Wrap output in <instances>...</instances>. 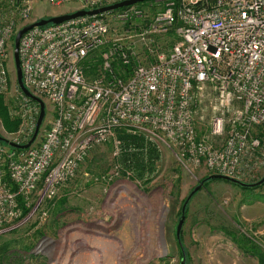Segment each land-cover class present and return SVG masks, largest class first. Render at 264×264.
Instances as JSON below:
<instances>
[{"label":"built area","instance_id":"2783aa9c","mask_svg":"<svg viewBox=\"0 0 264 264\" xmlns=\"http://www.w3.org/2000/svg\"><path fill=\"white\" fill-rule=\"evenodd\" d=\"M7 1L9 11L0 21V93L11 85L17 14L28 26L38 22L31 19L37 1L92 11L128 0ZM147 5L161 10L136 35L110 39L112 23L142 17L138 4L23 35L24 85L48 105L52 120L27 149L0 141V234L36 208L43 210L92 150L116 140L119 130L158 138L184 164L212 175L246 183L264 170V0H150ZM172 31L177 41L171 49L153 51L149 38ZM135 40L148 47L152 64L139 60ZM91 63L98 69L92 78L86 74ZM16 88L27 127L6 139L23 146L34 136L40 106Z\"/></svg>","mask_w":264,"mask_h":264},{"label":"rangeland","instance_id":"374dc122","mask_svg":"<svg viewBox=\"0 0 264 264\" xmlns=\"http://www.w3.org/2000/svg\"><path fill=\"white\" fill-rule=\"evenodd\" d=\"M9 4L0 0V21ZM79 9L80 4L55 7L37 1L31 19ZM138 10L141 18L112 23L110 39L148 29L161 6H139ZM13 21L16 34L10 46L14 50L15 37L26 26L18 14ZM149 40L153 51H168L177 38L172 31ZM128 42L132 41H123ZM135 46L144 65L155 61L148 47L141 42ZM11 58V85L0 93V135L8 139L27 127ZM96 63L88 67L90 78L98 74ZM49 112L46 105L41 131L50 125ZM119 132L116 140L92 150L77 175L52 202L43 204V210L36 208L17 227L0 234V264H180L183 252L176 231L183 205L212 174L187 166L167 143L151 140L144 132L149 146H124ZM263 178L264 170L246 183ZM181 239L186 264H264V186L252 189L206 181L188 205ZM159 244L165 255L157 254Z\"/></svg>","mask_w":264,"mask_h":264},{"label":"water","instance_id":"95a60500","mask_svg":"<svg viewBox=\"0 0 264 264\" xmlns=\"http://www.w3.org/2000/svg\"><path fill=\"white\" fill-rule=\"evenodd\" d=\"M147 1H150V0H128V1H125V2H122L119 4H115V5L108 6V7H103V8L92 10V11L79 10V11H76L75 13H72V14H65V15H61V16L52 17L49 19H42L36 23L30 24V25L24 27L23 29H21L15 37L14 51H13V59H14V65H15V71H16L17 84H18L19 88L21 89V91L28 98L32 99L34 102H36L40 106V115L38 118L37 127L35 130L34 136L32 137V139L30 140V142L28 144L23 145V146L17 145V144L10 142L9 140H7L5 137H3L1 135H0V141L6 143L7 145H9L10 147H12L14 149L23 150V149L29 148L33 144V142L37 139V137L40 133L41 127L43 125L44 119L46 117V104H45V102L42 99L34 96L25 87L24 82H23V73H22L21 61H20V44H21V39L25 33L34 29L35 27H44V26H47L49 24H61V23H64L66 21H70V20L77 19L80 17L100 15L103 13L116 11V10H119L121 8L134 6V5H137L139 3H144ZM208 180L225 181V182H229V183L235 184L237 186H240L242 188H252V189L258 188L264 184V178L255 184H247V183L238 181L236 179L229 178V177L222 176V175H211L208 178ZM208 180L203 181L201 183V185L197 186L192 191V193L190 194V196L187 198L186 202L183 205L182 216L179 220V223L177 226V231H176V238H177L178 244L181 247L182 252H183V258H182L180 264H186V262H187V254L184 250V247L182 244V239H181V233H182L183 226H184V223L186 220L187 208H188V205H189L190 201L192 200V198L202 189V186Z\"/></svg>","mask_w":264,"mask_h":264},{"label":"trees","instance_id":"16d2710c","mask_svg":"<svg viewBox=\"0 0 264 264\" xmlns=\"http://www.w3.org/2000/svg\"><path fill=\"white\" fill-rule=\"evenodd\" d=\"M148 2H150V1H148ZM148 2H144V3H140V4H138V6H142V7H144L145 5H147L148 4ZM91 69V68H90ZM90 69H87L86 70V74L87 75H89V73H90ZM120 139L121 140H123L124 141V146L125 145H127V146H138V147H142V146H149V145H146V142L148 141L147 139H146V137L143 135V134H136V135H132V134H128L126 131H123V130H120ZM149 142V141H148ZM148 144V143H147ZM149 154H150V152H149ZM149 154H148V156H149ZM147 156V157H148ZM140 158H142V159H146V157L145 156H141ZM127 159V157L125 158V160ZM130 160V159H129ZM139 168H140V166H139ZM262 186H264V184L262 185ZM262 186H260V187H258V188H255V189H259V188H261ZM27 213H28V210H25V212H24V214L25 215H27Z\"/></svg>","mask_w":264,"mask_h":264},{"label":"bare ground","instance_id":"6f19581e","mask_svg":"<svg viewBox=\"0 0 264 264\" xmlns=\"http://www.w3.org/2000/svg\"><path fill=\"white\" fill-rule=\"evenodd\" d=\"M160 231V230H159ZM150 246L152 248L155 247V245L152 243V241H150ZM148 244V243H147ZM156 251H157V254L159 255H165L166 254V250L164 249V247L161 246V244H159L158 246H156ZM59 264V263H58ZM138 264V263H137Z\"/></svg>","mask_w":264,"mask_h":264}]
</instances>
